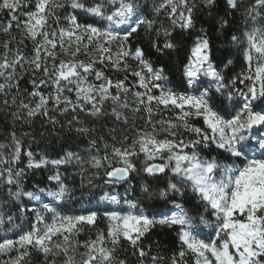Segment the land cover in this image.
<instances>
[{
	"label": "trees",
	"instance_id": "1",
	"mask_svg": "<svg viewBox=\"0 0 264 264\" xmlns=\"http://www.w3.org/2000/svg\"><path fill=\"white\" fill-rule=\"evenodd\" d=\"M114 1L0 0V241L11 242L0 264H195L178 224L156 220L125 238L124 204L192 214L201 198L188 174H170L173 156L204 173L232 158L201 108L162 101L119 61L137 50L167 88L186 91L184 69L204 41L223 82L247 93L244 41L264 21V0H126L141 21L96 57L102 37L86 28L105 20L86 10L107 18ZM153 164L163 170L147 173ZM117 168L127 169L125 180L108 177ZM34 233L38 240L24 241Z\"/></svg>",
	"mask_w": 264,
	"mask_h": 264
},
{
	"label": "rangeland",
	"instance_id": "2",
	"mask_svg": "<svg viewBox=\"0 0 264 264\" xmlns=\"http://www.w3.org/2000/svg\"><path fill=\"white\" fill-rule=\"evenodd\" d=\"M114 2L116 7L107 18L96 8L86 10L99 21L105 20L103 27L86 28L90 36L102 37L96 57L112 39L124 37L142 19L137 6L126 0ZM249 13L256 26V3ZM41 14L42 10L35 19ZM243 53L247 63L244 83L247 93L223 82L209 60L204 41L193 46L184 69L186 91L167 88L165 78L144 61L137 50L129 51L119 61V66L134 71L143 87L151 85L161 91L162 101L192 103L201 108L214 130L216 145L232 158L217 171L204 173L187 168L186 157L173 156L174 168L170 174H188L191 188L195 187L201 198L200 209L189 214L179 205H171L164 212L148 214L135 203L127 202L121 216V229L128 240H135L154 221L160 220L182 226V241L194 251L195 264H264V97L260 94L264 79V21L253 31H247ZM73 73L74 69H70L62 75L68 77ZM254 116L260 123L257 127H252ZM116 197V193L107 196L112 202ZM37 235H26L24 241L38 240ZM10 245L8 239L0 241V262Z\"/></svg>",
	"mask_w": 264,
	"mask_h": 264
},
{
	"label": "water",
	"instance_id": "3",
	"mask_svg": "<svg viewBox=\"0 0 264 264\" xmlns=\"http://www.w3.org/2000/svg\"><path fill=\"white\" fill-rule=\"evenodd\" d=\"M226 2L228 3V5L233 6L235 4L236 0H226ZM259 125H260V123L257 121L256 116H254L252 118V127H257ZM162 170L163 169H162L161 165H158V164H153L146 169L147 173H151V174L159 173ZM127 176H128V171L125 168H117V169L111 171L108 175V177L110 179H116L119 181L125 180L127 178ZM82 219L84 221H88L91 219V217L84 216ZM262 225L264 227V218L262 220Z\"/></svg>",
	"mask_w": 264,
	"mask_h": 264
},
{
	"label": "built area",
	"instance_id": "4",
	"mask_svg": "<svg viewBox=\"0 0 264 264\" xmlns=\"http://www.w3.org/2000/svg\"><path fill=\"white\" fill-rule=\"evenodd\" d=\"M86 222H88V223H93V222H94V219L91 218L90 220H88V221H86Z\"/></svg>",
	"mask_w": 264,
	"mask_h": 264
}]
</instances>
